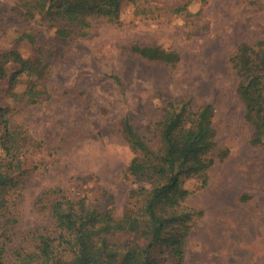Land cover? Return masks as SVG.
Here are the masks:
<instances>
[{
    "label": "rangeland",
    "instance_id": "obj_1",
    "mask_svg": "<svg viewBox=\"0 0 264 264\" xmlns=\"http://www.w3.org/2000/svg\"><path fill=\"white\" fill-rule=\"evenodd\" d=\"M22 4L0 0V71L21 70L11 82L0 76V108L11 132L4 141L0 121L3 262L33 252L41 234L60 241L55 201L74 217L81 207L97 214L91 240L134 242L128 219L141 217V190L150 185L127 171L137 154L120 122L127 117L155 147L153 123L164 102L191 99L214 108L216 148L206 185L190 179L183 186L193 191L180 209L189 225L184 264H264V154L250 143L248 97L230 63L240 44L258 51L264 43V0L123 3L117 24L92 21L83 34L70 27L65 46L55 34L58 21L50 27L40 15L26 18ZM31 31L34 41L25 35ZM132 46H157L179 59L149 61ZM163 240L155 264H173L170 238ZM60 251L67 254L65 246Z\"/></svg>",
    "mask_w": 264,
    "mask_h": 264
},
{
    "label": "trees",
    "instance_id": "obj_2",
    "mask_svg": "<svg viewBox=\"0 0 264 264\" xmlns=\"http://www.w3.org/2000/svg\"><path fill=\"white\" fill-rule=\"evenodd\" d=\"M138 1L22 0V5L26 18L40 15L50 27L58 21L60 25L55 34L65 46L69 43L70 27L75 26L83 34L92 21L117 24L120 6L131 3L137 7ZM25 35L31 41L36 37L34 31ZM257 44L260 46L258 51L254 46L240 44L230 63L238 78V91L248 97L244 117L252 127L250 143L261 147L264 154V43ZM131 51L149 61L175 63L179 59L176 52H167L157 46H132ZM20 71L18 69L7 76L8 72L2 70L0 76H7L11 82ZM17 99H24V96ZM4 117L0 108V121L6 130L5 141L11 132ZM213 117L214 108L210 104L195 107L191 99L165 101L161 118L153 123L158 137L155 147L150 146L151 138L135 130L127 117L121 120L123 138L137 154L127 171L146 178L150 185L147 191L141 190L146 194L141 217L128 219L134 242L115 243L104 235L91 240L88 235L96 224L97 214L84 212L81 207L74 217L66 212L62 203L55 201L51 215L59 229L57 239L60 241L56 243V239L49 235H39L33 252L17 253L15 264H155L158 262L153 256L155 250L161 247L166 250L165 237L171 241L173 264H184V241L189 225H184L187 215L180 209L193 191L183 186L190 179L201 181V187L206 185V173L214 162L212 153L216 148ZM175 141L183 143L182 150L175 151ZM12 147L8 145L6 149L13 150ZM2 173L0 171V186L6 180ZM67 205L71 209V203L67 202ZM62 246L66 247L67 254L60 251ZM2 251L0 248V264H6Z\"/></svg>",
    "mask_w": 264,
    "mask_h": 264
}]
</instances>
